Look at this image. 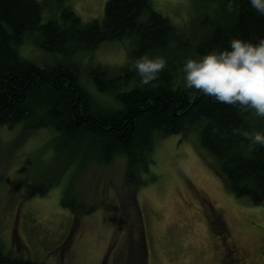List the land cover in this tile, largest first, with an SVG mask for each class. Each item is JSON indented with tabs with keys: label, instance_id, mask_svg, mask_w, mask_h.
<instances>
[{
	"label": "rangeland",
	"instance_id": "obj_1",
	"mask_svg": "<svg viewBox=\"0 0 264 264\" xmlns=\"http://www.w3.org/2000/svg\"><path fill=\"white\" fill-rule=\"evenodd\" d=\"M37 1L48 3L43 9L45 21L59 17L55 0ZM107 1L70 0V4L86 24L104 17ZM151 4L181 32L222 15L216 3L204 0H151ZM28 41L17 47L22 59L48 66L81 64L80 83L95 99L99 95L87 65L101 64L116 77L122 68L132 69L130 63L138 59L128 60L135 47L131 38L104 41L92 52L73 55L52 53ZM179 56L175 59L170 52L165 58L174 66L176 80L183 81V62L200 57L191 51ZM135 81L118 80L125 87ZM47 129L26 131L20 124L0 128V246L6 253L42 264H264V230L251 227L253 222L264 227V207L247 197L236 198L216 177L212 168L219 170L218 164L201 149L197 133L156 140L154 163L147 174L140 173L147 182L136 190L126 180L125 154L114 155L108 163L85 159L79 142L73 157L67 149H54V132ZM135 192L137 203L131 199ZM206 200L214 212L202 203ZM205 212L210 220L224 224L226 246L223 234L207 225ZM232 243L246 252L231 255ZM223 246L228 255L221 260Z\"/></svg>",
	"mask_w": 264,
	"mask_h": 264
},
{
	"label": "trees",
	"instance_id": "obj_2",
	"mask_svg": "<svg viewBox=\"0 0 264 264\" xmlns=\"http://www.w3.org/2000/svg\"><path fill=\"white\" fill-rule=\"evenodd\" d=\"M204 1L216 3L222 15L214 17L218 20L199 21L193 31L181 32L153 9L151 0H108L104 17L86 24L70 0H55L59 17L46 21L43 9L48 3L0 0V128L19 124L26 131L49 128L54 132V149H67L73 157L79 142L85 159L108 163L114 155L125 154L126 180L136 190L147 182L140 173L147 174L154 163L156 140L195 132L201 149L216 160L219 170H214L228 190L236 198L247 197L253 205L264 207V146L250 149L244 135L264 131V117L185 90L183 81L176 80L171 61L147 85L140 84L130 62L132 69L122 68L116 77L101 64L87 65L99 95L95 99L80 83L81 64L38 65L18 54V45L27 40L52 53L73 55L92 52L104 41L131 38L135 47L130 48L129 61L142 55L167 57L170 52L178 59L187 51L202 57L222 50L236 37L253 42L264 39V16L248 0H234L231 11L227 0ZM121 78L136 79V83L125 87L118 82ZM103 96L107 98L104 102ZM136 195L131 198L135 203ZM0 264L42 263L12 256L0 246Z\"/></svg>",
	"mask_w": 264,
	"mask_h": 264
},
{
	"label": "clouds",
	"instance_id": "obj_3",
	"mask_svg": "<svg viewBox=\"0 0 264 264\" xmlns=\"http://www.w3.org/2000/svg\"><path fill=\"white\" fill-rule=\"evenodd\" d=\"M234 0H227L232 10ZM250 6L264 16V0H248ZM165 57L142 55L134 61L140 84L155 80L167 67ZM182 87L195 93L214 97L217 101L238 105L264 117V39L255 42L240 37L232 38L229 47L212 50L200 58H187L182 65ZM190 98H195L189 92ZM215 131V129H214ZM249 148L264 146V131L245 132Z\"/></svg>",
	"mask_w": 264,
	"mask_h": 264
},
{
	"label": "flooded vegetation",
	"instance_id": "obj_4",
	"mask_svg": "<svg viewBox=\"0 0 264 264\" xmlns=\"http://www.w3.org/2000/svg\"><path fill=\"white\" fill-rule=\"evenodd\" d=\"M212 170H213V172H214V174L216 175V177H219V175H217V173L215 172V170H214V168H212ZM187 181H188V184L190 183V180L189 179H187ZM232 197H233V195H232ZM203 204L204 203H207L208 205H209V207H211V211H215V209H214V206H213V204L211 203V202H209L208 200H206V201H203L202 202ZM205 219H206V222H207V225H209L210 226V229L212 230V231H214V229H218L217 231H215V233H217V234H221L222 232H221V228H225L224 227V224L222 223V222H219V219H217V218H213V220L211 219H209L208 218V216H207V214H206V212H205ZM221 225H222V227H221ZM251 227H253L255 230L257 229V230H259V231H263L264 230V227L261 225V224H257V223H254L253 222V224L251 225ZM223 234V233H222ZM226 234V235H225ZM225 234H223L222 236H221V239H223V241H222V243H223V245L224 246H226V244H227V242H226V240H227V233H225ZM232 245H233V250H231V255H239V253L243 250V248L242 247H239L238 248V246L235 244V243H232ZM223 246V247H224ZM244 252H246L245 250H243ZM223 252L224 253H222V255H221V260H224L225 259V256L226 255H228V254H226V247H224V250H223Z\"/></svg>",
	"mask_w": 264,
	"mask_h": 264
},
{
	"label": "water",
	"instance_id": "obj_5",
	"mask_svg": "<svg viewBox=\"0 0 264 264\" xmlns=\"http://www.w3.org/2000/svg\"><path fill=\"white\" fill-rule=\"evenodd\" d=\"M146 247V249H147V246H145Z\"/></svg>",
	"mask_w": 264,
	"mask_h": 264
}]
</instances>
